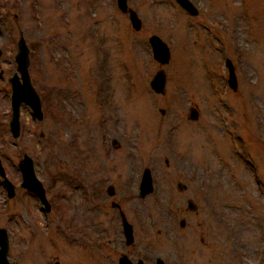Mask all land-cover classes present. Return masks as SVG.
Returning <instances> with one entry per match:
<instances>
[{"label": "rangeland", "instance_id": "374dc122", "mask_svg": "<svg viewBox=\"0 0 264 264\" xmlns=\"http://www.w3.org/2000/svg\"><path fill=\"white\" fill-rule=\"evenodd\" d=\"M190 1L196 15L175 0H127L135 30L118 0H0V159L15 185L8 198L0 177V228L12 264H117L121 254L264 264V0ZM151 35L168 63L153 58ZM20 36L43 118L22 105L14 139L8 80ZM161 68L165 94L149 86ZM24 154L49 212L20 186ZM146 168L153 190L142 196ZM112 202L132 224L130 245Z\"/></svg>", "mask_w": 264, "mask_h": 264}, {"label": "water", "instance_id": "95a60500", "mask_svg": "<svg viewBox=\"0 0 264 264\" xmlns=\"http://www.w3.org/2000/svg\"><path fill=\"white\" fill-rule=\"evenodd\" d=\"M180 7H182L190 15H196L198 9L190 0H175ZM117 5L119 9L128 14L130 23L135 30L141 28V20L138 17L135 10L128 7L127 0H118ZM148 42L151 46L152 56L161 65L169 62V47L167 44L157 35H151L148 38ZM1 56V50H0ZM16 62V70L10 78L9 83L11 86V96H10V107L11 116L9 121V130L12 138L16 139L20 135V110L22 104L29 107L31 114L35 120H41L43 118V110L41 105V99L36 92L34 86L31 83L29 75V48L23 36H20L17 42V52L14 56ZM226 66L229 71L228 85L231 89H236V76L234 74L233 66L229 59L226 60ZM150 88L159 94L166 93V74L163 68L157 70L152 76L149 82ZM163 112V110H161ZM189 119L196 120L198 117V112L196 108H191L189 110ZM18 169L21 173V183L20 186L26 189L28 192L32 193L42 205V210L44 212H49L51 209L50 202L47 199L46 191L43 186L42 181L38 178L35 169L33 159L24 154L19 160ZM0 177L3 179V184L7 193V197L11 198L15 194V186L9 180L6 175L5 169L2 165L0 159ZM177 187L179 190L183 189L184 184L178 182ZM153 190L152 176L148 168L143 170L140 184L139 192L140 195L144 196ZM108 195L112 196L114 194V188L112 185L107 187ZM189 210L194 209V204L189 201L187 203ZM112 207L118 209L119 216L121 220L122 233L125 239V244L130 245L134 242V234L132 224L128 222L124 211L122 210L120 204L112 202ZM180 225H184V220H181ZM9 240L6 229L0 228V264H12L8 258V247ZM55 264H60L56 262ZM117 264H144L142 259H138L136 262L130 260L126 254H121L118 259ZM156 264H164V262L158 258Z\"/></svg>", "mask_w": 264, "mask_h": 264}, {"label": "flooded vegetation", "instance_id": "af4514ba", "mask_svg": "<svg viewBox=\"0 0 264 264\" xmlns=\"http://www.w3.org/2000/svg\"><path fill=\"white\" fill-rule=\"evenodd\" d=\"M189 201H191V200H188L187 201V203L189 202ZM192 202V201H191ZM188 205V204H187ZM194 206H195V204H194ZM188 208V207H187ZM196 210V206L194 207V209L192 210V211H195ZM181 222V221H180Z\"/></svg>", "mask_w": 264, "mask_h": 264}]
</instances>
